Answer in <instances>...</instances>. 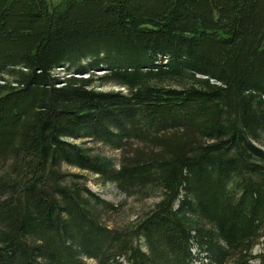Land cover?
I'll return each mask as SVG.
<instances>
[{
    "label": "trees",
    "instance_id": "1",
    "mask_svg": "<svg viewBox=\"0 0 264 264\" xmlns=\"http://www.w3.org/2000/svg\"><path fill=\"white\" fill-rule=\"evenodd\" d=\"M86 260L264 264V0H0V264Z\"/></svg>",
    "mask_w": 264,
    "mask_h": 264
},
{
    "label": "rangeland",
    "instance_id": "2",
    "mask_svg": "<svg viewBox=\"0 0 264 264\" xmlns=\"http://www.w3.org/2000/svg\"><path fill=\"white\" fill-rule=\"evenodd\" d=\"M51 4L57 3L59 0H48ZM95 75H101L102 72H96ZM59 78L65 76L63 72H58ZM87 77L83 76L82 78ZM62 82V81H60ZM60 86V85H58ZM97 88V85H94ZM102 90L116 91L121 90L117 86H104ZM69 143H76L82 147H91L92 153L98 154L102 157L111 159L115 164L120 160V153L118 151L111 150L100 144H92L90 142L81 141H68ZM63 172L80 175L82 180L85 182L86 187L96 194L100 199L105 200L113 206H115V212L112 214L105 215L103 221L105 224L109 225H127L135 217L139 216L143 211H145L153 202L154 198H148L145 200H136L134 198H125L114 186L109 183H101L95 175L88 172L81 171L79 169L63 165L61 167ZM259 247H255L253 252L257 253ZM87 264H94L91 260H86Z\"/></svg>",
    "mask_w": 264,
    "mask_h": 264
}]
</instances>
